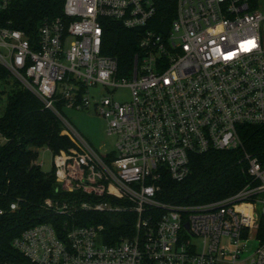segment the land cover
<instances>
[{
	"label": "built area",
	"instance_id": "obj_1",
	"mask_svg": "<svg viewBox=\"0 0 264 264\" xmlns=\"http://www.w3.org/2000/svg\"><path fill=\"white\" fill-rule=\"evenodd\" d=\"M10 1L0 0V13ZM156 13L155 0H65L63 17L44 22L34 43L0 27V68L73 145L52 155L56 191L77 195L46 199L42 208L60 220L23 231L11 242L21 260L0 264H264V159L243 152L252 182L224 199H157L166 179L190 175L192 157L242 148L238 129L264 125V0H176L165 35L147 28ZM104 20L142 30L130 75L102 54ZM99 87L108 96L97 98ZM119 89L128 102L112 98ZM91 104L115 138L104 155L61 113ZM84 213L132 215L133 232L104 243L103 220L81 225Z\"/></svg>",
	"mask_w": 264,
	"mask_h": 264
},
{
	"label": "trees",
	"instance_id": "obj_2",
	"mask_svg": "<svg viewBox=\"0 0 264 264\" xmlns=\"http://www.w3.org/2000/svg\"><path fill=\"white\" fill-rule=\"evenodd\" d=\"M176 0H155L157 13L147 28L165 35L175 17ZM65 0H11L0 13V27L17 30L31 42L37 39L39 27L46 21L63 17ZM102 54L115 58L118 75L132 73L142 30H127L120 23L104 20ZM0 68V80L9 85L7 102L0 114V260L20 261L11 242L23 231L42 224L55 223L56 217L42 208L46 199L64 201L76 194L56 191L54 170L44 172L36 163L37 149L47 148L52 155L73 145L61 135V124L40 101L13 81ZM242 148L232 151H210L191 159L190 175L182 182L166 179L161 184L158 201L174 206L201 205L236 194L251 184L243 152L264 159V125H245L238 129ZM17 203L11 211L9 206ZM81 225L105 224L104 243L112 244L132 234V215L103 216L79 214ZM60 220V219H59ZM106 220V222H104Z\"/></svg>",
	"mask_w": 264,
	"mask_h": 264
},
{
	"label": "rangeland",
	"instance_id": "obj_3",
	"mask_svg": "<svg viewBox=\"0 0 264 264\" xmlns=\"http://www.w3.org/2000/svg\"><path fill=\"white\" fill-rule=\"evenodd\" d=\"M13 79H9L12 85ZM9 85L0 80V114L3 112L7 102V93ZM97 98L106 97L108 93L101 87L96 89ZM112 98L115 101L124 103L130 99V93L127 89H119L113 92ZM61 113L68 123L79 133V135L99 154L104 155L114 148L115 138L107 135L106 121L99 116L93 105L87 110L74 111L70 108H62ZM2 137L0 136V145ZM38 158L36 163L40 165L44 172L52 170V153L47 148L37 149Z\"/></svg>",
	"mask_w": 264,
	"mask_h": 264
},
{
	"label": "crops",
	"instance_id": "obj_4",
	"mask_svg": "<svg viewBox=\"0 0 264 264\" xmlns=\"http://www.w3.org/2000/svg\"><path fill=\"white\" fill-rule=\"evenodd\" d=\"M5 141H4V139L2 138V144L4 143Z\"/></svg>",
	"mask_w": 264,
	"mask_h": 264
},
{
	"label": "water",
	"instance_id": "obj_5",
	"mask_svg": "<svg viewBox=\"0 0 264 264\" xmlns=\"http://www.w3.org/2000/svg\"><path fill=\"white\" fill-rule=\"evenodd\" d=\"M187 227V226H186Z\"/></svg>",
	"mask_w": 264,
	"mask_h": 264
}]
</instances>
